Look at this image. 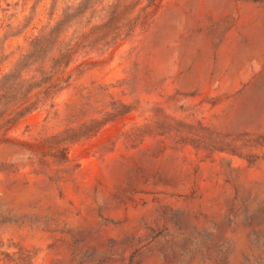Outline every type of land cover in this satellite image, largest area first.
Returning a JSON list of instances; mask_svg holds the SVG:
<instances>
[{
  "label": "rangeland",
  "instance_id": "obj_1",
  "mask_svg": "<svg viewBox=\"0 0 264 264\" xmlns=\"http://www.w3.org/2000/svg\"><path fill=\"white\" fill-rule=\"evenodd\" d=\"M0 264H264V0H0Z\"/></svg>",
  "mask_w": 264,
  "mask_h": 264
},
{
  "label": "trees",
  "instance_id": "obj_2",
  "mask_svg": "<svg viewBox=\"0 0 264 264\" xmlns=\"http://www.w3.org/2000/svg\"><path fill=\"white\" fill-rule=\"evenodd\" d=\"M85 1H87V0H85ZM53 35H54V32H51V33H49V34H44L43 36L37 38V39L34 41L33 45H32V52H31L29 55H27V56L22 60V62H26L27 60H30V59L36 57L37 54L39 53V52H37V47H39V45H41V44H43V43H47V42L49 41V39L53 37ZM92 35H93L92 32L86 33V34H84V35L81 36L80 41H82V42H83V41H87L89 38L92 37ZM39 51H40V50H39ZM53 77H54V76H51V77L48 78V79L51 80V82H52V83H51V86L48 87V90H50L51 88H55V87L58 85V84H56V82H59V81H60V78H59V77L56 78V79H53ZM6 79H7V78H5V79L3 80L4 82H3V81L1 82V83H2L1 87H2V88H5V85L8 84ZM5 80H6V81H5ZM17 80L19 81L18 84L21 85L22 87H23V86L25 85V83H26L25 80H21V79H17ZM48 82H49V81H48ZM48 90H46V92H47ZM28 94H30V92H29ZM31 100H32V98H29V97H27L26 95L23 96V97H21V99H20V103H21V105H20V106L27 104V103L30 102Z\"/></svg>",
  "mask_w": 264,
  "mask_h": 264
}]
</instances>
